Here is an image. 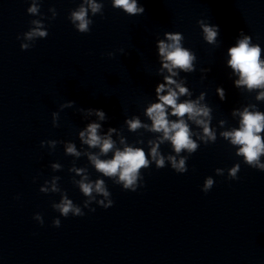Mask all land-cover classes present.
<instances>
[{"label":"clouds","instance_id":"1","mask_svg":"<svg viewBox=\"0 0 264 264\" xmlns=\"http://www.w3.org/2000/svg\"><path fill=\"white\" fill-rule=\"evenodd\" d=\"M41 0H31L27 13L32 16H40ZM112 7L121 9L129 16L142 15L144 7L138 0H111ZM52 13L51 19H55L57 13L54 8L49 9ZM91 16L103 15V3L98 0H81L80 5L69 14V21L80 33H88L93 23ZM202 30L203 39L210 45H216L219 37V27L209 24L204 20L197 21ZM31 27L22 35L23 42L21 50H28L37 39H44L48 36V31L44 25L43 18L30 21ZM21 39V37H17ZM184 36L180 32H165L163 39H158L156 47L162 67L161 74L163 83H159L155 88L158 102H153L146 108L145 116L150 123H144L138 116L125 119V124L129 132H138L143 129L145 132L156 134L154 138L147 140L149 151L144 148L130 145L122 132L114 127L107 129L106 134L101 133L102 122L106 121L107 115L102 109L87 108L80 109L85 117L95 116L96 121L90 122L83 130L78 132V138L82 145L81 150L73 142H63L56 140L41 141V147L47 145L50 149H55L57 143L64 144L65 154L75 157H86L88 162L103 177L111 179L115 184L122 186L126 191H137L142 187L143 176L141 170L149 168L155 164L157 169L170 165L177 173L183 174L188 171L187 156L181 155L186 152L189 155L195 153L200 143L205 145L215 143L217 140V130L211 127L212 108L206 103V94L201 92L199 96L192 99V92L185 86L186 79L180 77V73H192L196 70L195 63L197 57L190 49L183 46ZM113 53H108L111 57ZM226 64L231 68L238 79L234 81L236 88H244L248 93L256 92L255 100L264 101V59H262V49L258 43L252 42V37L240 31L236 43L227 49ZM209 69H201L207 72ZM179 78V79H177ZM203 78V77H202ZM218 97L223 101L226 97L222 87L216 89ZM181 97L186 99L181 101ZM75 101H67L60 105L61 110L71 108ZM233 117H239V126L225 129L219 132V136L236 148L235 155L242 157L243 162L251 168L264 171V112L257 110L255 104H248L242 108L233 109ZM171 117H175L172 119ZM59 113H52V123L58 127ZM219 127L224 129L225 120H220ZM190 125H195L200 131H193ZM116 134L117 139H113ZM195 137V139H194ZM199 142V143H198ZM143 139H138L136 144H144ZM170 143L174 154L164 155L161 145ZM83 146H87L84 148ZM98 149V151H92ZM109 153L111 158L104 159ZM53 171H60V163H52ZM240 164L237 163L227 170L229 179H238ZM69 172L74 173L73 183L86 199L83 205H77L71 200L66 192H63L58 184L60 177L53 176L46 180L40 187L42 193H60L59 202H54L52 208L67 218L69 215L82 217L85 215L83 209L95 211L91 205L103 207L105 209L113 206L111 192L104 179L97 178L91 180L86 167H76L75 162L69 168ZM216 175H224L225 170L217 168ZM79 177V179H75ZM214 179L209 176L205 179L202 191L207 193L214 186ZM39 224H44L41 214L37 213L33 217ZM54 227H60L61 221L55 218L52 221Z\"/></svg>","mask_w":264,"mask_h":264}]
</instances>
